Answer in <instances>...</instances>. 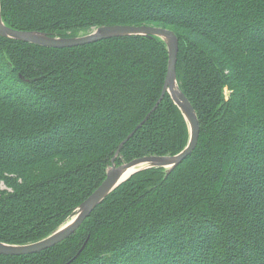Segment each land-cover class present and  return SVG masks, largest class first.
Wrapping results in <instances>:
<instances>
[{
  "label": "trees",
  "instance_id": "16d2710c",
  "mask_svg": "<svg viewBox=\"0 0 264 264\" xmlns=\"http://www.w3.org/2000/svg\"><path fill=\"white\" fill-rule=\"evenodd\" d=\"M18 30L110 24L179 38L176 77L194 150L116 187L65 240L0 264H264V0H0ZM165 42L124 36L53 48L0 36V241L49 235L117 165L174 155L189 128L168 93ZM226 91H228L226 93ZM147 119L142 125L136 126Z\"/></svg>",
  "mask_w": 264,
  "mask_h": 264
},
{
  "label": "water",
  "instance_id": "95a60500",
  "mask_svg": "<svg viewBox=\"0 0 264 264\" xmlns=\"http://www.w3.org/2000/svg\"><path fill=\"white\" fill-rule=\"evenodd\" d=\"M0 36L27 43H33L44 47L63 48L74 47L104 39L124 36H156L162 39L167 48L168 62L167 72L161 95L154 105L153 110L168 93L175 105L180 109L187 121L189 128V139L187 145L174 155H146L134 158L128 162L116 165L115 159L121 151L123 144L133 135L130 132L120 142L113 157L110 159V166L106 176L99 186L83 201H81L69 214L67 219L44 238L26 244H8L0 241V254L22 255L32 254L50 248L68 238L84 221V219L99 205L116 187L127 180L137 171L161 167L169 173L175 166L181 163L195 148L199 136V120L191 102L180 90L176 77V63L179 50V38L170 29L153 25H128L110 24L100 25L86 34L63 37L52 36L36 30H18L7 26L2 19L0 4ZM151 112L141 121L135 129L139 128Z\"/></svg>",
  "mask_w": 264,
  "mask_h": 264
},
{
  "label": "rangeland",
  "instance_id": "374dc122",
  "mask_svg": "<svg viewBox=\"0 0 264 264\" xmlns=\"http://www.w3.org/2000/svg\"><path fill=\"white\" fill-rule=\"evenodd\" d=\"M227 92H228V91H226V93H227ZM118 155H119V154H118ZM117 157H118V156H117ZM115 163H116V162H115ZM116 165H117V164H116ZM109 166H110V165H109ZM108 168H109V167H108ZM108 168H107V169H108Z\"/></svg>",
  "mask_w": 264,
  "mask_h": 264
}]
</instances>
